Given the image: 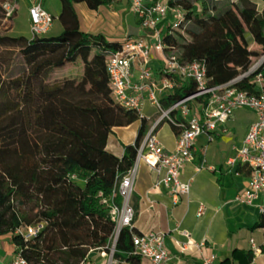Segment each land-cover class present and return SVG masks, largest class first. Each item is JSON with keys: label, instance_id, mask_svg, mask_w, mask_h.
Wrapping results in <instances>:
<instances>
[{"label": "trees", "instance_id": "trees-1", "mask_svg": "<svg viewBox=\"0 0 264 264\" xmlns=\"http://www.w3.org/2000/svg\"><path fill=\"white\" fill-rule=\"evenodd\" d=\"M59 1V35H0V236L10 237L27 264H80L91 249L108 244L114 229L109 204L115 178L133 167L148 128L145 118L113 100L104 60L118 44L82 32L73 9L85 3L96 10L110 1ZM168 7L179 10L183 21L173 29L169 15L161 24L164 54L181 64L203 63L209 86L233 81L264 54V11L249 0H168ZM5 49H18V63ZM75 57L82 67L78 76L55 73ZM258 73L264 79V67ZM252 77L235 86L258 94ZM194 91L193 83L181 85L161 103L168 109ZM206 101L200 97L195 103ZM173 117L170 127L177 136L181 119L176 113ZM135 122L140 123L136 139L122 156L107 152L112 129ZM238 172L249 175L242 168ZM260 218L257 228L264 227ZM29 227L35 233L26 237ZM131 233L138 232L120 231L114 256L121 263L140 264L130 254ZM252 257V252L232 255L244 264Z\"/></svg>", "mask_w": 264, "mask_h": 264}, {"label": "built area", "instance_id": "built-area-1", "mask_svg": "<svg viewBox=\"0 0 264 264\" xmlns=\"http://www.w3.org/2000/svg\"><path fill=\"white\" fill-rule=\"evenodd\" d=\"M28 13V30L30 38L47 34L53 25L54 17L42 8L43 0H25ZM111 3L122 0H108ZM132 13L138 20L144 35L126 37L118 42L117 48L107 51L104 65L115 103L125 110L134 111L147 120L146 134L137 148L133 167L125 174L117 175L110 197L109 215L114 223L113 233L104 248L91 249L80 264H127L115 258V243L122 229L133 228L135 212L131 206V195L137 165L144 162L160 179L153 188L166 189L173 205L181 196H188L191 179L182 181L180 172L186 164L194 159L197 140L204 136L211 143L219 125L225 124L240 109L250 110L255 114V121L249 126L239 147H233L234 155L227 159V166L236 169L235 175L240 176L238 168L249 172L242 194L235 200L245 205H253L264 195V79L258 71L264 67V54L257 57L250 69L233 81L209 86L206 68L203 63L193 61L181 64L174 56L164 54L165 44L162 40L161 24L172 16V28H178L183 16L176 8L168 7V0H127ZM19 0H7L1 4L3 20L15 17L19 9ZM161 62L158 77L152 69L153 54ZM253 76L250 83L255 85L258 94L250 93L235 86L243 78ZM193 83L195 91L165 109L161 100L181 85ZM206 97L205 104H196V99ZM148 103L157 116L143 114V107ZM181 119V129L176 136V147L172 152H165L156 137L162 123L175 124L176 118ZM203 165L195 168L196 172ZM119 199L120 201H117ZM204 207L199 205L197 216L203 214ZM260 217L264 218V205L258 206ZM21 232V231H20ZM26 237L35 233V228H27L23 232ZM180 234L186 238L184 242L175 241L181 253L193 247L202 254L207 248L206 242L194 243L186 231ZM164 234L131 233L133 256L140 259V264H166L169 255L164 247ZM252 243V241H251ZM253 251L258 249L253 245ZM216 256L213 253L201 256L202 264H213ZM8 264H27V261L15 253Z\"/></svg>", "mask_w": 264, "mask_h": 264}, {"label": "crops", "instance_id": "crops-1", "mask_svg": "<svg viewBox=\"0 0 264 264\" xmlns=\"http://www.w3.org/2000/svg\"><path fill=\"white\" fill-rule=\"evenodd\" d=\"M249 1L257 6L259 12L264 11V0ZM124 2L130 9L128 1ZM130 16L131 23L126 37L144 35L132 11ZM151 65L154 75L158 77L161 62L155 53ZM147 107L152 108L146 103L143 109ZM255 119L252 111L237 110L225 124L218 126L211 143H207L204 136L197 140L193 161L186 164L180 172L182 181L191 179L189 195L181 196L175 205L166 189L153 188L160 176L151 171L144 162L138 163L130 201L135 212L133 229L141 234L153 232L165 235L164 247L169 255L166 264H202L201 256L208 253L216 256L213 264H244L232 258L235 251L253 253L252 260L247 264H264V227H255L261 221L258 206L264 205V195L253 205L236 202L235 199L245 188L248 176L242 173L236 176V169L232 170L226 164L227 159L234 155L233 147L240 146ZM139 126L140 123L135 122L127 127L113 128L107 140V152L120 158L124 147L134 143ZM156 137L165 152L174 151L176 135L170 124H162ZM200 165H203V169L196 172L195 168ZM199 205L204 207L200 217L197 216ZM181 231H186L194 243L206 242L207 248L203 249L202 254L193 247L183 253L179 251L175 241L186 240L180 234ZM254 236L257 237L253 238ZM253 245L258 249L256 252L252 249ZM4 247L9 248L8 254L4 252ZM14 255L15 246L10 237L2 236L0 264H8Z\"/></svg>", "mask_w": 264, "mask_h": 264}, {"label": "rangeland", "instance_id": "rangeland-1", "mask_svg": "<svg viewBox=\"0 0 264 264\" xmlns=\"http://www.w3.org/2000/svg\"><path fill=\"white\" fill-rule=\"evenodd\" d=\"M125 1V0H124ZM102 4L96 10H91L85 3H77L73 5V9L78 17L80 30L91 36H100L106 42H119L126 38L128 28L131 23V10L126 6L125 2ZM127 1V0H126ZM3 0H0V35H12V36H26L30 38L28 30V13L27 2L25 0H19V9L14 18L8 21L3 20L1 4ZM42 8L54 17V22L48 36H57L61 33L63 26L57 19L61 12V3L59 0H43ZM170 25V22L165 24ZM164 25V26H165ZM167 27H165V32ZM250 47L258 49L259 47L249 41ZM8 54H12L16 63L20 60L18 57V49H5ZM81 62L78 57L71 64H67L63 68L56 69L55 73L61 76H78L81 72ZM148 106V105H146ZM145 106V107H146ZM236 112V111H235ZM234 112V113H235ZM145 116L151 117V121L157 116V113L153 108L147 107L143 109ZM234 115V114H233ZM163 125H169L167 122ZM161 124V125H162ZM149 127V124H148ZM254 236L253 238H256ZM5 238V237H4ZM2 236H0V240ZM4 252L8 254L9 248L4 247Z\"/></svg>", "mask_w": 264, "mask_h": 264}]
</instances>
